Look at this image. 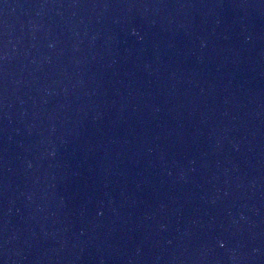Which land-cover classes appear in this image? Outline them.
I'll return each instance as SVG.
<instances>
[{
	"label": "water",
	"instance_id": "water-1",
	"mask_svg": "<svg viewBox=\"0 0 264 264\" xmlns=\"http://www.w3.org/2000/svg\"><path fill=\"white\" fill-rule=\"evenodd\" d=\"M0 264H264V0H0Z\"/></svg>",
	"mask_w": 264,
	"mask_h": 264
}]
</instances>
